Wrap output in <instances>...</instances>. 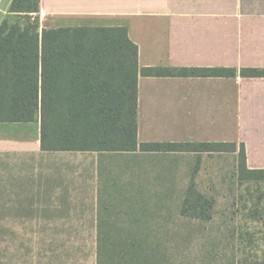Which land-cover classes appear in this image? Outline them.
I'll list each match as a JSON object with an SVG mask.
<instances>
[{
    "label": "crops",
    "instance_id": "1",
    "mask_svg": "<svg viewBox=\"0 0 264 264\" xmlns=\"http://www.w3.org/2000/svg\"><path fill=\"white\" fill-rule=\"evenodd\" d=\"M39 19L41 28L124 26L141 68L234 69L230 76L141 73L138 140L243 143L248 167L264 169V76L242 74L264 69V0H39ZM189 155L198 157L49 151L41 146L40 121L0 122V213L53 223L44 228L94 230L95 246L158 245L136 238V228L152 227L136 222L149 212L170 213L173 198L186 197L180 160ZM113 229L132 230L125 236L132 239H109Z\"/></svg>",
    "mask_w": 264,
    "mask_h": 264
},
{
    "label": "trees",
    "instance_id": "2",
    "mask_svg": "<svg viewBox=\"0 0 264 264\" xmlns=\"http://www.w3.org/2000/svg\"><path fill=\"white\" fill-rule=\"evenodd\" d=\"M10 11L25 23L0 25V122L41 123L44 150L150 152H237L238 177L264 180V169H250L245 145L235 142H139V75L235 74L232 68H141L139 47L128 29L118 27L41 28L39 0H13ZM35 14V16H34ZM244 76L264 69L243 68ZM214 199L192 178L181 215L209 220ZM97 245V264H141L142 245ZM252 264H264L261 259Z\"/></svg>",
    "mask_w": 264,
    "mask_h": 264
},
{
    "label": "rangeland",
    "instance_id": "3",
    "mask_svg": "<svg viewBox=\"0 0 264 264\" xmlns=\"http://www.w3.org/2000/svg\"><path fill=\"white\" fill-rule=\"evenodd\" d=\"M12 1L0 0V25L4 19L27 22L25 14L10 11ZM180 161L182 182L187 178L190 184L194 177L198 190L214 199V215L209 220L183 216L180 208L184 198L176 197L170 213L139 215L142 219L136 226L152 227L136 228V238L160 243L142 245L140 263L252 264L261 259L264 180L239 179L238 155L232 152L205 154L202 158L189 155ZM3 200L0 196V202ZM4 216L0 213V264H96L97 246L91 242L96 236L94 230L50 229L43 225L53 223L43 219L13 220ZM10 225L24 228H4ZM107 232L111 240L132 239V235L125 237L132 230Z\"/></svg>",
    "mask_w": 264,
    "mask_h": 264
}]
</instances>
